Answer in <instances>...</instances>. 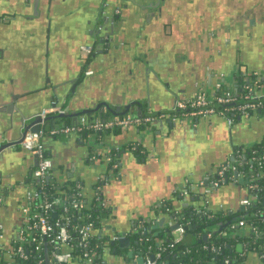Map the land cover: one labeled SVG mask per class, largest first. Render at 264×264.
Segmentation results:
<instances>
[{"label":"crops","instance_id":"obj_1","mask_svg":"<svg viewBox=\"0 0 264 264\" xmlns=\"http://www.w3.org/2000/svg\"><path fill=\"white\" fill-rule=\"evenodd\" d=\"M245 1L253 2V0ZM10 2L11 0H0V13L12 10ZM144 2L146 6L150 3L152 6L158 5L155 0H144ZM218 2L216 0V5ZM232 2L235 0L228 1L229 4ZM76 6L80 7L81 15L77 13ZM53 7H55L54 12L49 13L45 20L51 21L52 27L55 24L57 27L66 25L68 32L63 36L52 34L49 42L47 37L42 35L41 17L46 12L43 5L38 12L39 19H17L13 23L9 16L0 18V104L14 99V96L27 92L29 94L42 87L47 73L50 79L57 83L61 77L64 79L70 75V78H73L78 70L80 60L76 52L77 44L86 42V39L81 37V30L87 23L89 24V14L98 11L101 6L96 1L87 4L81 1L71 7L67 4L59 6L55 4ZM183 9L184 7L177 5L169 6L167 12L170 13L166 16L173 17H166L162 21L163 27L156 24L149 30L146 29L144 33L141 31L139 39L148 44L143 50L144 53L136 51L130 52L133 55L128 53L120 62V67L113 70L106 69L101 72L100 68H93L96 75L88 81L87 85L79 89L78 93H81L85 99L79 100L84 103L77 102L79 107L74 110L77 116L88 111L84 114L90 120H97L129 112L137 113L138 109L142 114H147L162 111L163 107L175 103L177 98L187 99L195 94L198 90L196 82L204 78V70L202 67L195 68L190 57H197L195 55L199 53L197 50L201 32L198 23L201 15L187 16ZM23 12L29 16L33 14L32 8H23ZM63 15H66V18ZM178 15L179 20L173 22L171 18ZM62 17H64V23ZM46 21H44V28L48 25ZM131 30L133 26L128 22L124 39L130 41ZM43 42H45L44 47ZM189 42L194 43L193 48L196 50L186 54ZM245 42L244 50L235 48L226 54L225 59L222 60L223 63L213 65L215 71L229 73L234 67L231 65L235 63L241 64L242 74L239 73V75L244 78V83L247 82H245L247 78H250L251 73L264 75V37L254 35L247 37ZM242 83L229 82V85L241 86ZM212 87H207L206 90ZM24 97H20L17 101L22 102ZM98 104L106 105L113 112L104 108L94 111ZM5 105L0 106V127L10 121L13 123L17 117L14 107ZM36 108L37 105L31 108L28 106L24 111L30 112ZM74 111L71 110V112ZM71 112L67 111L66 114ZM61 118L58 116L50 118L51 121L47 122V127L63 126ZM192 123V120L188 121L189 127L194 131L186 127H176L169 131L164 127L160 131V127L154 123L143 130L131 127L103 133L99 137H96L97 134L86 133H73L68 137L65 136L66 138L44 137L43 144L53 163L54 176L60 181H66V179L80 181L88 199L91 197L90 189L96 176L106 170L105 156L116 147L121 148L117 153V161L119 172L123 173L126 179L125 182L109 184L101 193L106 212L102 213L100 224L94 232L97 238L103 239L109 235L113 236L112 229L114 234H120L131 230L132 223L145 221V218L150 217L154 210L156 214L160 213L161 209L153 210L152 202L162 201L165 205L169 203L172 209L177 204L181 205L174 189L188 172H193L194 176H188L187 179L204 180L218 166L230 161V152L233 153L236 147L252 146L264 137V115L257 113L247 120L236 119L231 126L218 116L199 119L195 126ZM138 131L149 133L139 134ZM89 138L93 140V146H88ZM94 144L98 145L94 146ZM136 145L141 147L139 153L130 150ZM12 149L19 156H8L5 164L0 165V174H2L0 224L4 227L7 240L15 235L19 225L18 209L24 202L27 184L30 183V179H33L37 165V161L35 165L36 158L28 150L22 147ZM94 154L98 158L92 162L89 159ZM225 187L234 190L236 197L234 198L229 192L219 193V189L208 197V201L212 207L224 204L228 210L234 212L237 210L241 189L233 185L222 188ZM134 218L137 219L132 222ZM158 234L156 239L161 243ZM187 237L182 235V239L190 243L191 238L189 236V240H186ZM104 256L105 264H133L130 259L120 255L110 253ZM244 256L241 264H261L253 252Z\"/></svg>","mask_w":264,"mask_h":264},{"label":"built area","instance_id":"obj_2","mask_svg":"<svg viewBox=\"0 0 264 264\" xmlns=\"http://www.w3.org/2000/svg\"><path fill=\"white\" fill-rule=\"evenodd\" d=\"M105 7L106 3H102V14ZM81 51L85 56H88L90 47L82 46ZM91 74V71L85 72V76H90ZM252 78L254 82L242 83L241 86L218 83L210 90L198 89L193 96L176 101L173 107L168 110L141 115L129 112L124 115L97 120H90L83 114L78 116L76 124L63 125L57 128H48L47 118L66 114L67 109L58 106L43 108L40 114L37 115L39 118L37 122L39 129L36 132L28 130L12 147H22L33 154L37 161L33 181L43 186L54 177L53 163L44 148V137H65L73 133L101 134L131 127L143 130L165 119L173 123L192 120V125L195 126L199 119L212 116L223 118L231 126L238 118L247 120L253 114L264 112V85L256 84L259 80L264 81V75L255 73ZM120 149L116 147L105 156L106 170L99 173L93 185H91L90 199L86 196L83 184L77 179L73 181V196L67 203L63 202L60 197L48 198L41 190L33 188L31 183L27 184L24 202L18 209L20 222L15 230V235L7 240L4 227L0 224V264H45V254H47L48 264H105L103 260L104 247L109 246L108 244L112 242L118 244L123 235L114 234L111 239L108 237L97 238L96 235H93L96 227L92 215L82 214L81 211L86 207L87 199L92 205L104 208L101 193L111 180L114 179L115 181L120 176L119 162L117 161V153L120 152ZM130 150L134 151L135 147L130 148ZM232 157L234 158L232 161H226L218 166L207 177L206 182L204 180L185 179L186 190L194 191V194L191 195L195 199L191 210L194 214L233 212L228 210L224 204L212 207L208 197L224 186H236L239 179L247 180L241 187V189L245 188L247 190V197L239 199L237 208L242 207L243 210H246L252 204L263 203V200L261 201L256 195H250L253 190L257 189V185L248 184L245 174L247 171L237 170V166L233 165L235 162H237L239 167L247 165L243 152L239 148L234 149ZM97 158L98 156L94 154L89 160L93 162ZM244 168L249 170L251 166H245ZM201 190H203L202 196L200 195ZM199 198L203 199L204 205L202 207L197 204ZM38 199H40V202L35 203ZM186 207H188V202L181 204V210ZM69 208L74 212H70ZM162 211L163 209L160 212ZM173 220H175L174 216L167 224V227L174 224ZM146 226L145 221L132 223L130 232L125 234V236L129 238L131 234H138L140 236L138 242H141L143 236L150 232L146 229ZM247 227L250 228L253 234L259 235L257 226H246L242 221L238 224H232L228 231ZM184 228L178 221V228L173 232L169 231L174 242L182 239ZM216 228L217 226H210L207 237H210L211 232ZM174 232L178 233L177 237L173 236ZM223 235L226 234L221 232L220 236ZM104 240H106L105 244ZM160 245L161 243L158 246ZM237 245L241 246L238 256L253 252L257 255L259 261L264 264V252L257 251V249L248 251L243 243H236ZM125 250V256L122 257L130 259L133 264H138L139 259L142 260L141 264H157V261L161 258V252L150 254L151 246L147 247V251L143 255L139 249L130 246V239L129 247ZM211 250L213 253L216 251L215 248H211ZM218 252L219 249L217 250ZM128 253L131 254V258L127 257ZM31 258L34 261L33 263L29 261ZM223 264H229V260H224Z\"/></svg>","mask_w":264,"mask_h":264},{"label":"flooded vegetation","instance_id":"obj_3","mask_svg":"<svg viewBox=\"0 0 264 264\" xmlns=\"http://www.w3.org/2000/svg\"><path fill=\"white\" fill-rule=\"evenodd\" d=\"M218 1L216 5V0H158L156 3L158 5L150 7L134 5L127 0L107 1L103 14L101 7L98 8V18L93 32L95 45L90 47L88 56H85L80 50L81 59L84 60L81 65L83 68L82 75L88 77V81H90L96 75L93 68H100L101 72L106 69L113 70L120 67V62L124 60V56L128 53L131 55H133V51L144 53L143 50L148 44L139 39L141 31L144 33L146 29L149 30L150 27L156 26V24L163 27L164 23L162 21L166 17H173L172 15L166 16L170 13L167 12V8L177 5L184 7L183 12L187 16L197 17L201 15L198 23L201 32V40L197 50L199 53L195 55L197 57H190L192 58L190 61L193 60L195 68L202 67L204 70V78L196 82V88L206 89L218 83H242L244 78L239 75V73L242 74L241 64H232L231 67H234L229 73L217 69L215 71L213 65L217 66L223 63L222 60L225 59L226 54L232 52L235 48L241 51L244 50L247 37L254 35L264 37V0H257V2L253 0L252 3L245 0H235L230 4L228 3L229 0ZM171 19H173V22H177L179 15ZM128 22L133 26L130 41L124 39ZM167 22L169 23V21ZM96 35L100 38L98 39ZM98 40H102L100 44H98ZM97 46L99 47L97 48ZM193 46L194 43L189 42L186 54L193 53L196 50ZM97 51H101L102 54L97 55ZM87 71H91L92 74L85 76ZM253 74L255 72L251 73L250 78L245 80L246 83L254 82ZM178 100L177 98L175 101ZM102 108L107 110L109 107L104 106ZM105 243L106 240H104ZM108 245L104 247V255L111 253L125 256L126 250L120 249L115 242Z\"/></svg>","mask_w":264,"mask_h":264},{"label":"trees","instance_id":"obj_4","mask_svg":"<svg viewBox=\"0 0 264 264\" xmlns=\"http://www.w3.org/2000/svg\"><path fill=\"white\" fill-rule=\"evenodd\" d=\"M256 84L264 85L263 80H259ZM259 114V113H257ZM260 114L263 115V112ZM87 117V115H86ZM239 119V118H238ZM61 120L64 125H70L71 120L69 116L64 115ZM103 133L96 135V137L102 136ZM130 147V146H126ZM141 147L136 145L134 153H139ZM239 148L247 161V165L251 166L248 170L243 167H239L237 162L233 165L237 166V170L247 171L246 178L248 184H256L257 189L253 190L250 195H256L262 204H252L246 210L234 211L231 213L212 214L210 212H204L201 214H194L191 210L193 208V202L188 203V207L182 209L180 212H175L172 209L168 211L170 216L179 217V222L185 228H191L189 231H184V235L190 236L191 241L187 243L184 239L178 242H174L171 234L167 228L160 230L158 237L161 239V245L157 246L155 243L156 231L147 232L146 236H143V240L138 242L140 237L138 234H131L129 236L130 246L139 249L144 255L147 251V247L151 246L150 254L161 252V258L157 261V264H223L224 260H229V264H241L245 256H238L235 252L236 243H243L248 251L257 249V251L264 252V137L261 141L253 144L252 146ZM123 150V149H122ZM247 181V180H246ZM31 186L37 190H41L48 198L60 197L63 202L67 203L73 194L74 182L70 179H66L60 182L56 176L47 181L45 185L40 186L36 181L30 179ZM249 195V196H250ZM40 202V199L35 203ZM167 208H170V204L167 203ZM70 212H74L69 208ZM82 214H91L94 219L95 227L100 224V218L102 213L106 212L105 208L92 205L88 199L86 200V207L81 211ZM244 222V225H255L258 228L259 235H255L251 232L250 228H236V230H229L228 228L232 224H238ZM210 226H217V228L211 232L210 237H207L208 228ZM246 230V231H245ZM244 231L246 232L244 235ZM223 232L226 235L220 236ZM138 243V245H137ZM171 245V246H170ZM162 248V250H160ZM211 248H215L216 251L212 252ZM219 252L217 253V250ZM33 263V259L29 260Z\"/></svg>","mask_w":264,"mask_h":264},{"label":"water","instance_id":"obj_5","mask_svg":"<svg viewBox=\"0 0 264 264\" xmlns=\"http://www.w3.org/2000/svg\"><path fill=\"white\" fill-rule=\"evenodd\" d=\"M9 1V0H8ZM84 1V3H89V2H97V4L99 6L102 5L103 0H11L10 4H12L10 7L12 10L11 11H4L2 13H0V18H4L5 16H9L12 18V22L15 23V20H19V19H39L38 18V12L41 11V6H45V14L42 15L41 19L43 21V26H42V35L44 37H47V42H49V39L51 38L52 34H60V36L67 34L68 32V28L65 26H60L58 25V27L56 26V24L52 27L51 26V21H46L45 18H47L49 13H53L54 12V8L53 6H55V4H57V6L59 5H64L67 4L69 7L76 5L77 3ZM131 3H133L134 5H138V6H142V7H150L152 6L151 3L148 4V6H146L144 3V0H127ZM153 1V0H151ZM156 3L158 2V0H155ZM23 8H32L33 10V14L32 16L27 15L25 12H23ZM79 6H76V11L78 14H80L79 11ZM75 11V10H74ZM73 12V11H72ZM71 12V13H72ZM71 13L69 15H71ZM98 11H95L90 15V20H89V24L87 23L85 25V27L83 28V30H81V37L83 39H86L85 43H78L77 44V51L78 52V59L80 60L79 66H78V70L76 71V73L74 74L73 78H70V75L66 78L63 79V77H61V79L58 80V82H54L50 79V75L49 73H47V75L45 76V81L44 84L42 85V87H39L38 89H35L33 91H31L29 94L27 93H23V94H19L17 96H14V99L12 98V100L10 101H6L7 103H1L0 106H3L5 104L8 105V107H14L13 109L17 112L16 114V118L13 121V123L10 121L8 124L0 127V165H4L5 162L8 159V156H16L18 157L19 155L14 153L13 151V147L12 145L16 144L17 141H19L20 138H22V136H24V134L30 130L31 132H36L39 127L37 125V122L39 121V118L37 117L38 114H40V111L43 108H49V107H53V106H58V107H64L65 109H67V111L71 112V110H75L79 107L78 103L82 102L84 103V101H79L80 99H85V97L83 95H81V93L79 94L78 92H80V88H82L83 86H85L88 82V77H84V75H82L83 73V68H82V63H84V60L81 59V55H80V50L82 46H89V47H93L95 45V41L93 38V32H94V28H95V24L97 22V18H98ZM67 15V14H66ZM66 15L65 16L66 18ZM81 15V14H80ZM33 17V18H32ZM83 16H81L82 18ZM64 17H62V21L64 23ZM5 20V19H3ZM44 21H46L48 23L47 27L45 25L44 28ZM45 22V23H46ZM97 36V35H96ZM97 38L99 39L100 37L97 36ZM102 40H98V44L101 43ZM45 42H43L42 46L44 47ZM48 46V44L46 43V47ZM99 46H97L98 48ZM97 55L102 54L101 51H97L96 52ZM46 63H48V60L46 59ZM47 65V64H46ZM85 78V80L83 79ZM22 95V96H20ZM25 96V97H24ZM20 97H24V99L22 100V102L17 101V99H20ZM78 102V103H77ZM10 104V105H9ZM27 105V106H26ZM37 108L33 111H24V109H26L28 106L31 108L33 106H36ZM174 103L170 106H166L163 107L162 110H168L171 109L173 107ZM6 106V105H5ZM106 105L103 104H98L93 110L94 111H98L101 109V107H104ZM88 108V107H87ZM107 110H110L109 112L112 111V109L108 108ZM90 111V110H89ZM160 111V110H159ZM113 112V111H112ZM84 113H88V111H84ZM82 113V115L84 114ZM138 115H141L142 112L140 109H138L137 112ZM260 114V113H259ZM64 115L69 116L71 118V124L74 125L76 124L77 121V114L74 112L68 113V114H63V115H59L58 117H63ZM85 115V114H84ZM264 115V112H263ZM47 122L51 121L50 118H47L46 120ZM156 124L160 127V131L163 130V128H167V130L169 131L170 129L176 128V127H186L192 131H194L193 129H191L188 125V122L183 121V122H170L169 120H160L158 122H156ZM152 126V125H151ZM155 126V125H153ZM139 134H147L149 133L148 131H144V132H139ZM161 133V132H158ZM195 133V132H193ZM106 147V146H105ZM31 153V152H30ZM230 156H229V160L232 161L234 158L232 157V152H230ZM34 157V156H33ZM35 159V158H34ZM35 165H36V160H35ZM1 172V169H0ZM194 173L193 172H188L182 179V181L177 184V186L174 189V193H176V198L178 199V201H180V203H191L195 201V199L191 196L194 194L193 190L187 191L184 185V179L188 176L193 177ZM2 177V174H0V178ZM125 176H123V173L121 174L120 172V176L118 180H111L109 184L112 183H116L118 181H122L125 182ZM204 181H207V178H204ZM238 184L236 186H234L237 189H241V187L244 185V183H246V180H242L239 179ZM109 184L107 186H109ZM106 186V187H107ZM104 191V190H103ZM187 192V194H185ZM241 194H240V198L244 199L247 197V190L245 188L241 189ZM203 194V190L200 191V195L202 196ZM196 203V202H195ZM199 207H202L204 205L203 203V199L199 198L198 202H197ZM106 206V205H105ZM151 206L154 208H156L157 210L159 209H163L162 212L156 214V211L154 210V213L152 212V214L150 215V217L145 218V222L147 224L146 229L148 231H157L155 232V236H157V234L160 232V230L164 229L167 227V224L171 221L172 216H170L168 214L167 210V206L161 201H155L151 203ZM177 206V207H176ZM176 206H174V211L175 212H180L181 211V205L177 204ZM171 207V206H170ZM236 211H243V208H237ZM137 218H134L132 220V222H134V220H136ZM178 221H179V217H176L175 220H173L174 224L172 226L167 227V229L171 232L175 231L178 228ZM191 228H184V231L186 230H190ZM129 230L123 231L122 234L123 237L118 241V246L120 249H127L129 247V238L127 236H125V234L129 233ZM111 232L114 235V229L111 230ZM96 233L94 232L93 235H95ZM97 237V236H96ZM109 239H111V236H108ZM156 245L158 246L159 240L156 239L155 240ZM240 245L236 246V252H240ZM128 258H131V254L128 253L127 254ZM47 254H45V264L47 263ZM142 260L139 259L138 260V264H141Z\"/></svg>","mask_w":264,"mask_h":264},{"label":"rangeland","instance_id":"obj_6","mask_svg":"<svg viewBox=\"0 0 264 264\" xmlns=\"http://www.w3.org/2000/svg\"><path fill=\"white\" fill-rule=\"evenodd\" d=\"M107 2V0H103V2L102 3H106ZM61 137V136H60ZM62 137H64V136H62ZM68 137V136H67ZM64 138H66V137H64ZM60 141V140H59ZM60 142H63V141H60ZM88 145V144H87ZM96 145H98V144H94V146H96ZM88 146H93V140L92 139H90L89 138V145ZM220 192L219 193H223V192H229V194L231 193V194H233L232 196L235 198L236 197V194H235V191L234 190H231L229 187H225V188H222V189H220L219 190ZM172 208L170 207V208H168V210L170 211ZM173 211H174V209H172ZM186 235H189V234H186ZM173 236L174 237H177L178 236V233H175L174 232V234H173ZM189 237V236H188ZM186 238V240H189V238ZM105 257V256H104Z\"/></svg>","mask_w":264,"mask_h":264}]
</instances>
